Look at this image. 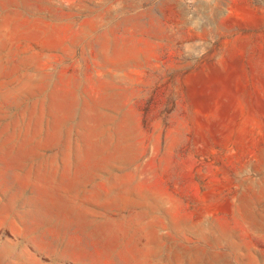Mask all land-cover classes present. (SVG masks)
I'll list each match as a JSON object with an SVG mask.
<instances>
[{"label":"rangeland","instance_id":"1","mask_svg":"<svg viewBox=\"0 0 264 264\" xmlns=\"http://www.w3.org/2000/svg\"><path fill=\"white\" fill-rule=\"evenodd\" d=\"M0 264H264V0H0Z\"/></svg>","mask_w":264,"mask_h":264}]
</instances>
